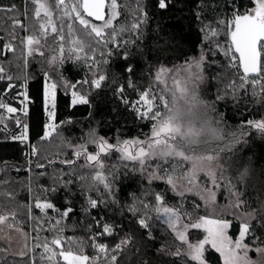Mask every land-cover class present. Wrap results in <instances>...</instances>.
I'll list each match as a JSON object with an SVG mask.
<instances>
[{"label":"snow or ice","instance_id":"snow-or-ice-1","mask_svg":"<svg viewBox=\"0 0 264 264\" xmlns=\"http://www.w3.org/2000/svg\"><path fill=\"white\" fill-rule=\"evenodd\" d=\"M253 2V8H246L241 12L236 0H232L234 10L231 20L219 22L226 23L230 44L221 47L217 43L216 47L228 58V63L224 70L217 69L211 77L210 71L216 64L211 59L215 55L211 45L219 35V23L215 26L212 21L205 23L206 18L199 10L196 12V20L202 25L201 31L208 46L207 55L205 51H201L199 55L187 59L183 65L172 68L160 65L150 71L151 83L144 89H140L132 78L136 71L134 64H128L125 68L128 75L127 85L121 84L115 88L113 95L135 113L138 120L150 122L149 134L143 138H117L112 143L106 137L97 135L93 129L86 134L84 143L68 144L77 159L83 158L82 167L89 170L91 183L86 187L89 193L97 194L96 198L88 196L87 202L91 209H107L110 205L120 204L117 181L122 172L138 173L149 185L155 181L166 185L164 191L149 188L139 196L133 193L131 202L125 205L126 211L135 218V224L143 230L137 248V264H166L164 257L178 258L182 264H209L207 254L210 249L219 253L223 264H264V237L256 234L257 229H264V202L258 208L248 205L242 198L243 194L224 177L221 155L232 152L237 144L246 143L249 134L247 129H254L264 138V116L246 120L232 130L227 126L224 114L217 113L216 109L217 102L229 97L236 100L239 92L243 91L247 95L249 89L258 103H264V0ZM170 3L171 0H158L157 6L163 10ZM29 4L33 5L39 34H28L21 39L27 53L25 61L34 54L46 57V49L50 48L54 53L46 57L50 67L56 68L57 65L63 66L65 62L71 61L82 63L88 68L85 79L76 83L62 77L63 87L72 89L73 105L91 106L93 92L102 89L107 80L106 73L100 72V65L109 63L113 49L127 48L130 44L135 46L136 40L143 35V27L148 23V10L140 0H137L138 15L134 14L130 28L119 29L113 25V21L120 15L118 0H25L23 15L26 18ZM0 12L14 15L17 13V6L14 3L10 6L0 5ZM96 21L101 23L97 24ZM12 23L14 28L20 27L25 32L28 31L19 18H13ZM125 31H131L135 40L121 41L120 33ZM5 47L13 50L9 45ZM138 51L143 54V49ZM97 52L101 56L99 60L95 59ZM130 56L131 53L125 51L122 58L127 61ZM146 59L150 61L151 58ZM228 69H237L231 80L227 79ZM4 73L5 69L0 67V81L4 80ZM89 74L91 79L88 78ZM44 77V108L48 120L54 121L56 92L60 82H49L52 77L47 71L44 72ZM209 78L218 83L224 82L223 89H217L215 100L212 101L203 98L208 90L202 86ZM12 79L11 76L7 77V89L14 88ZM78 85L81 87L78 88ZM84 85H87L86 89ZM128 89L136 92L135 100L126 94ZM17 95L23 96L19 101L22 107L19 108L0 98V125H3L0 131H6L7 122L15 118L17 128H22V131L19 135H11V139L23 143L28 139V125L17 118L16 114L22 112L27 116L29 96L26 91ZM60 126L46 123L41 139H47L53 133L59 135ZM88 145L95 146L96 151L89 152ZM35 154L36 149L33 148L32 155ZM113 154H118L119 163L109 166L104 158ZM60 162L64 165H75L76 160L65 159ZM201 175L208 178L211 186L200 183ZM244 175L246 171L241 173V177ZM78 178L85 181L87 177L81 175ZM221 180L225 183H221ZM62 183L66 186L71 181ZM218 188H226L229 192V203L223 209L216 205ZM55 190L52 189L53 192ZM168 192L180 198L178 202L169 203L166 199ZM189 194L203 201L206 215H198L201 207L199 202L193 203L192 211L185 208L184 198ZM149 196H154L155 203L147 199ZM34 207L42 213L54 209L53 203L39 198L35 199ZM55 211L60 219H55L48 229L55 233L51 239L45 237L40 241L39 232L44 230L43 226L34 228L37 232L34 238L37 243L31 251L43 249L39 257L43 264H60L61 260L63 264H96L98 260L100 264H121L119 258L132 246L134 234H125L114 248H110L107 244L100 243L98 238L114 235L117 226L104 217L94 218L96 226L102 230L90 237L96 251V256L90 258L84 254L82 242L63 236V228L59 227L62 219L68 217L73 208L68 206L65 210ZM226 213L239 222V232L235 239L229 235L233 220L226 219ZM16 216L14 211L0 210V226L7 225L9 229L20 231L17 224L11 222L16 220ZM28 216L30 220L39 219L32 215L31 205L28 207ZM185 218L189 222H185ZM156 222L165 224L180 244L161 245L155 250L156 257L153 259L147 255L148 245L144 237L146 234L148 241L156 239ZM189 229L202 230L205 233L203 239L196 243L190 242L187 235ZM248 240H252L251 245ZM182 245H186V248L182 249ZM77 248L78 251L75 250ZM5 251L0 248V253ZM251 252L256 253L255 260L249 255ZM18 255L23 259L27 253L20 252ZM0 260L6 264L4 256H0ZM33 264H36L35 258Z\"/></svg>","mask_w":264,"mask_h":264},{"label":"trees","instance_id":"trees-1","mask_svg":"<svg viewBox=\"0 0 264 264\" xmlns=\"http://www.w3.org/2000/svg\"><path fill=\"white\" fill-rule=\"evenodd\" d=\"M148 10V23L143 27L141 39L136 40L135 46L128 45L127 48L119 50L113 49V55L108 64L100 65V72L106 73L107 80L102 89L93 92L91 96V106L73 105L71 103V88L65 89L62 77L71 83H76L85 79L88 68L82 63L67 61L63 66L56 68L49 66L46 57L54 53L51 49H46V57L32 55L27 57L21 39L28 34H39V24L33 15V5H28V17L24 13L25 0H0V5L17 6L16 14H6L0 12V67L5 69L4 80L0 81V95L7 92L8 76L13 77L11 83L14 87L25 84L26 92L29 96L27 102V116L23 115L25 123L28 125V139L21 143L11 139V135H19V128L15 123V118L7 122V130L0 131V210L5 212H16V220L11 221L21 227L29 236L30 252L25 258L16 256H4L6 264H43L39 257L43 249H31L37 241L34 239L37 232L34 228L42 225L44 230L39 232L40 241L45 237L51 239L54 232L48 231L55 219H60L55 209L65 210L68 206L73 211L68 217L62 219L59 226L63 228V236L72 237L74 240L82 242L85 255L90 258L96 256V251L92 247L90 237L101 231L97 227L94 218L104 217L105 220L114 223L117 228L114 235H104L98 238L100 243L107 244L114 248L125 234H134L132 246L126 250L119 258L121 264H137V248L140 245V233L143 230L135 224V218L127 212L125 205L131 202V194L141 195L151 188L154 191H164L166 185L163 182L155 181L151 185L138 173H121L117 181V197L119 205H110L107 209H91L88 206V196L96 198V193H89L86 185L91 183L89 170L82 167L83 158L77 159L74 151L68 146L84 143L86 134L90 130H95L97 135L106 137L110 142L115 143L116 139H129L149 134L150 122L136 118L135 113L128 110L119 99L113 95L115 88L121 84L127 85L128 75L125 68L128 64H134L135 73L133 80L140 89L147 88L151 83L150 71H154L160 65L169 68L180 66L193 56H197L201 51H206L208 46L205 43L204 34L201 31V23L196 20V12L199 10L205 16V23L213 22V26L220 21H229L232 18L234 6L232 0H171L167 9H159L158 0H140ZM120 15L113 21L114 27L130 28L134 14L138 15L137 0H118ZM240 11L251 9L254 2L251 0H236ZM19 18L23 23L27 22V32L20 27H13L12 19ZM50 31V29H49ZM13 33L15 36L13 37ZM121 41L135 40L131 31L121 32ZM226 23H219V35L214 38L211 45L215 55L211 56L216 61L209 76L214 75L217 69L224 70L228 58L223 55L216 45L227 47L229 45ZM9 45L11 49L5 47ZM111 47V46H110ZM143 49V54L138 50ZM107 51V49H105ZM125 51L131 53L130 58L125 61L122 57ZM150 57V61L146 59ZM95 59H101L97 52ZM51 74V82H60L56 92V116L54 123L61 125L58 129L59 135L53 133L47 139H41L44 135L46 117L44 113V72ZM227 79H233V74L237 69H228ZM88 78L91 79L90 74ZM115 81V82H114ZM81 87L78 85V88ZM85 89L87 85L83 86ZM202 87L207 88V95L204 99L215 100L217 89H223L224 82L207 81ZM128 97L132 100L137 98V94L132 89H128ZM5 96V95H3ZM3 101L5 98H2ZM217 113L224 114L227 126L235 130L246 120L259 119L264 116V103H258L257 98L251 95V89L245 95L243 91L238 93V99L231 97L216 103ZM91 113V115H90ZM3 127V125H0ZM247 142L235 145L232 152L221 153L223 167L231 168L232 173L229 178L234 179L236 190L240 191L242 198L248 202L251 208H258L264 202V138L254 129H247ZM36 149V154L32 155L31 150ZM89 152H95V146L88 145ZM65 159L76 160L75 165H64L60 161ZM105 163L109 166L118 164V154L105 157ZM51 161V163H50ZM43 165V167H36ZM246 171V175L241 177V173ZM236 173L237 175H235ZM86 176L85 181L79 180V176ZM59 178V179H58ZM71 181L65 186L62 181ZM31 188V191H29ZM52 189H56L54 192ZM221 189V188H220ZM219 189L217 204L224 202L223 197L226 189L222 192ZM47 200L53 203L54 209L45 210V213L35 209V199ZM149 201L155 203L154 196L147 197ZM166 199L169 203H176L180 198L174 197L168 192ZM220 200V201H219ZM229 198L226 197L225 201ZM199 202L201 207L198 215L206 213L202 202L194 195H187L184 198V206L188 211H192L193 203ZM32 206V215L39 218L30 220L28 207ZM123 210V215L121 211ZM185 222H189L185 218ZM92 225V228H89ZM239 232V222L233 221L231 237L235 239ZM256 234L264 237V229H257ZM155 240L148 241L145 234V242L148 245L147 255L155 259L156 249L161 245H179L180 242L174 234L161 222H156L154 226ZM203 238L201 231L190 229L189 238ZM251 241V240H249ZM182 249L186 245L181 246ZM0 248L2 245L0 243ZM78 251V248L75 249ZM173 251L175 248L173 247ZM121 259H124L122 262ZM166 264H182L178 258L164 257ZM209 264H222L219 253L209 250L207 254ZM0 264H4L0 260ZM54 264V262H53ZM63 264V261H60ZM100 264V261H96ZM192 264V262H190Z\"/></svg>","mask_w":264,"mask_h":264},{"label":"rangeland","instance_id":"rangeland-1","mask_svg":"<svg viewBox=\"0 0 264 264\" xmlns=\"http://www.w3.org/2000/svg\"><path fill=\"white\" fill-rule=\"evenodd\" d=\"M253 2V0H251ZM255 6V4H254ZM252 6V8L254 7ZM97 24L101 23V22H96ZM25 27H27V22L25 21V23H23ZM230 44V42H229ZM205 51V50H204ZM205 54L207 55V52L205 51ZM51 82V81H49ZM26 91V88H25V84H21V86H18V87H14L13 89H7V92L6 93H1L0 95V98H5L4 99V102L5 103H9L11 104L13 107H22V105L19 103L20 100L23 99V96H18L17 94L18 93H23ZM72 92V91H71ZM70 92V93H71ZM5 95V96H3ZM71 103H72V98H71ZM44 113H45V117H46V123H54V121H49L48 118H47V113L45 111V108H44ZM18 114H21V116H23L24 114L22 112L20 113H17L16 116L17 118H19L23 123H25V120L23 117H21L20 115ZM5 115H7L5 113ZM22 131V128H19V132ZM31 153H32V150H31ZM224 177L226 178L227 181H230L231 183H236V181L234 179H230L229 177L231 176L229 174L232 173V170L231 168H229L228 166H225L224 165ZM235 175H237L236 173H234ZM200 183L203 185V184H208L209 186L210 185V181L208 180L207 177L201 175L200 177ZM221 183H225L224 180H221ZM166 188V187H165ZM220 188L216 189V192H217V195H218V191H219ZM224 189L226 188H221L220 190L222 192H224ZM236 189V188H235ZM190 195V194H189ZM192 195V194H191ZM224 197H223V200L224 202H220V204H217L216 205L220 208V209H223L228 203H229V200L228 201H225V198L228 197L229 198V192L228 190L226 189V192L223 194ZM195 196V195H194ZM197 197V196H195ZM199 198V197H197ZM220 201V200H219ZM202 204H203V201H201ZM217 202V200H216ZM205 209V208H204ZM208 211H211L210 209ZM207 212L203 215H206ZM225 218L226 219H229V220H233L235 221V219L230 215V214H225ZM238 222V221H237ZM19 227V226H18ZM0 228H2V230H0V243L2 245V248L5 249L6 251L3 252L1 255H5V256H16V257H20L18 255V253L20 252H25V253H29L30 252V239H29V236L28 234L26 233L25 230H23L21 227L20 228V231H15V230H12V229H9L7 227V225H3V226H0ZM232 227L229 228V235H231V231H232ZM190 230V229H189ZM203 233V235H205V233L202 231V230H199ZM189 232V231H188ZM188 235V233H187ZM189 238V237H188ZM203 238H197L196 240L194 238H189V241L192 242V243H196L198 240H201ZM234 239V238H233ZM250 245L252 244V240L251 241H247ZM209 249H210V246H209ZM249 255L251 256L252 259H256V253L254 252H251L249 253ZM122 262L124 261V259H121ZM221 261H222V264H223V260L221 258Z\"/></svg>","mask_w":264,"mask_h":264},{"label":"water","instance_id":"water-1","mask_svg":"<svg viewBox=\"0 0 264 264\" xmlns=\"http://www.w3.org/2000/svg\"><path fill=\"white\" fill-rule=\"evenodd\" d=\"M96 22H100V21H96ZM230 41V40H229Z\"/></svg>","mask_w":264,"mask_h":264}]
</instances>
